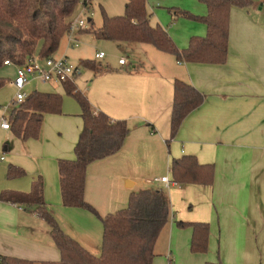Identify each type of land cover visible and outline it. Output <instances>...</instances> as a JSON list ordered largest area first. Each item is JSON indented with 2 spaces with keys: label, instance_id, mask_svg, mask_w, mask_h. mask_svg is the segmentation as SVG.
I'll list each match as a JSON object with an SVG mask.
<instances>
[{
  "label": "crops",
  "instance_id": "1",
  "mask_svg": "<svg viewBox=\"0 0 264 264\" xmlns=\"http://www.w3.org/2000/svg\"><path fill=\"white\" fill-rule=\"evenodd\" d=\"M178 8L197 17L207 14L206 6L195 0L181 3ZM159 15L157 11L151 14V24L166 27ZM165 31L179 50L186 49L192 37H205L207 33L203 23L181 17ZM123 44L118 47L124 53L138 50L147 55V60L137 59L132 65L126 61L123 66L118 62L107 64L101 67L112 71L88 70L74 81L95 111L125 121L129 128L118 153L87 167L85 201L105 216L118 210L116 206L127 200L131 195L127 191L135 189L137 182L138 192L162 190L170 203L171 218L156 241L152 264H264V7L253 0L246 9H231L227 59L223 64L178 62L172 55L146 48L150 45ZM11 66L15 76L16 66ZM176 80L194 87L204 100L171 138ZM25 91L30 94L27 87ZM14 109L8 108L1 116L9 117ZM61 112L43 116L35 142L16 137L12 129H0L4 153L15 150V140L27 143L20 151L25 162L19 160L13 165L35 170L12 181L5 179L6 170L0 172V193H28L32 181L41 177L44 202L52 215L55 210L70 211L62 205L58 161L75 159L74 147L83 127L80 107L70 108L63 98ZM48 122H56L59 126L55 131L61 132L50 151L40 144ZM183 156L195 157L200 165H211L212 184L171 183L166 187L160 183L164 177L172 181L171 162ZM106 174L112 183L122 182L121 199L111 193L114 184L110 183L107 191L106 181L102 182ZM35 216L32 209L0 202V258L36 264L60 260L59 251L50 243V229L37 226ZM176 222L208 224L207 253L192 254V230L179 228ZM66 234L86 249L92 246L88 237L77 239L73 231ZM100 251L101 247H96L98 254Z\"/></svg>",
  "mask_w": 264,
  "mask_h": 264
},
{
  "label": "trees",
  "instance_id": "2",
  "mask_svg": "<svg viewBox=\"0 0 264 264\" xmlns=\"http://www.w3.org/2000/svg\"><path fill=\"white\" fill-rule=\"evenodd\" d=\"M206 6L207 14L197 17L188 12L172 10L174 18H185L203 23L205 37H192L186 49L179 50L167 32L158 24L152 25L146 0H126L122 16L109 17L102 12V25L93 31L97 40L116 43L150 45L172 55L178 62L223 64L227 59L228 21L231 9H246L253 0H198ZM78 0H0V68L9 61L22 66L29 58L46 59L57 52L62 38L77 8ZM83 69L95 73L110 72L94 61H82ZM7 81L0 78V89ZM64 93L80 107L82 130L74 147L73 161H58L62 205L65 208L84 209L95 215L103 228L101 251L94 256L77 241L64 233L49 213L43 198V180L37 177L28 193L4 191L0 202L32 209L50 229V238L60 253L58 262L38 264H152L156 241L171 218L167 195L160 189L132 193L127 206L101 216L85 201L87 167L118 153L129 134L125 121H115L95 111L86 96L74 83L62 84ZM204 97L191 85L176 80L171 111V138H174L183 120L203 103ZM62 97L55 93H30L23 104L14 109L9 118L10 128L22 140L36 139L45 114H60ZM174 185H210L213 167L200 165L193 156L173 159L170 165ZM25 175L18 167L9 165L7 178ZM179 228L192 230L190 252L208 251L209 225L205 223L176 222ZM0 264H36L35 262L2 257ZM221 264V263H206Z\"/></svg>",
  "mask_w": 264,
  "mask_h": 264
},
{
  "label": "rangeland",
  "instance_id": "3",
  "mask_svg": "<svg viewBox=\"0 0 264 264\" xmlns=\"http://www.w3.org/2000/svg\"><path fill=\"white\" fill-rule=\"evenodd\" d=\"M90 1H91L90 10L86 13H82L81 17L83 19H87V18L91 19V23H92L90 24L91 26L89 25L88 28L79 32L76 35V39H77L76 46L72 47L71 44L69 43L68 36L65 35L60 42V46L55 54V57L65 56L67 60L69 61V63L75 66H80L79 65L80 61H85V60L94 61L97 65H100V66H106L107 64H110V65L117 64L118 60L121 57H124L126 61L130 63L131 65L134 64L137 59L147 60V55L143 54L141 51L136 50L135 53H124V50H122L121 47H118V46H124L123 43L97 40L94 38V35L92 34L93 31L98 30L102 25V12H104L109 17L122 16L124 14V4L126 3V0H90ZM190 1L192 0H147V10L149 11V13L153 15L156 11L159 12L160 14L159 17L160 18L162 17V20L166 22L165 24L166 27H168L170 26V24H174L177 20L180 19V17L174 18L172 16L173 15L172 10L179 11V12H185L183 9L178 8L179 4L190 2ZM195 1L199 4L204 5L198 0H195ZM80 13H81L80 9H78L77 12L75 10L71 19H73L74 17L78 18ZM157 24L165 30L166 27L163 26L161 23H157ZM146 48H149L150 50L156 52V50L152 46H147ZM99 52H103L105 54V57L101 60L95 59L94 57V55ZM14 71L15 69L13 66H4L0 68V78H3L5 81H7L6 85L0 89V116L6 114L7 109L11 105V102L15 96V89L11 85H9V82H11L14 78ZM88 72H89L88 69L82 68L81 78H83V76L88 74ZM46 85H44V83L42 82H38V83L36 82V83H33L32 86L30 87L28 86L27 90L30 91V93L33 92L34 90H36V92L53 91L54 93L59 94L62 97V99L64 98V100H66L70 108L73 106H76L77 108L79 107L77 102L72 97H69L64 93L62 85L57 84L56 85L57 87L54 89L48 86V84ZM61 114L62 112H60V114H45V115H61ZM8 118L9 117H7V120ZM56 126H59L56 122L47 123L46 131H44V134L42 135V138L40 141L41 142L40 144H42V146H44V149L46 150H49V151L52 150L56 146V143H57L56 138H60L59 135H61V132L55 131ZM1 140L2 138L0 134V142ZM30 141L35 142L33 141V139H30ZM26 144L27 143L23 144L21 141L15 140V144H14L15 150H13V152H10V153H4L2 151L3 144H1L0 158L1 157L5 158V161L0 163V172L4 173L5 170L7 171L8 166L13 165V163H15L16 161L23 160L25 162L24 159L20 158L21 156L20 151L23 148V145H26ZM9 157H12L14 161L12 162L9 159ZM28 166H33V165H28ZM18 168L24 171L25 175L23 177L25 176L27 177L28 171H29V174L35 173V170L33 169H30L27 171L22 166ZM4 176H5V179H8L7 172H6V175L4 173ZM16 179H20V178H16ZM8 180L12 181L15 179H8ZM104 181H106L107 183V187H106L107 191L110 190L109 189L110 183L111 185L113 184L115 185L114 188L112 186L111 193L113 194V196L116 194L117 199H121V194L119 191H120V188L122 189L121 187L122 182L120 181V184H117L116 182L112 183V180L108 178L107 174L104 175V179L102 180V182L104 183ZM11 184H14V183H11ZM138 185L139 184L137 182V187L127 192H130V194L137 193L139 191ZM123 190H124L123 192H126L125 189ZM128 198L127 200L123 199L124 202L122 204H119L120 206H116L118 207L116 209L118 210L124 209L127 206ZM69 209L70 211H59V212L55 210L53 211L54 212L53 215L50 212L49 213L54 217V219L57 221L59 227L64 233H66V231H69L72 233L73 231L72 235L77 234L78 235L77 239L82 238L84 236L90 238L92 246L94 245V247L91 246L86 249L79 242L78 243L92 255L99 256L98 254L99 252H96V247L98 248L101 247L102 237H103V228H102V225L99 219L95 215H93L92 213L84 209H76V208H69ZM33 219H34L35 224H37V226H40L42 229H47V225H45V223L42 220H40L37 216H35ZM50 243L52 244L54 248V245L51 240H50Z\"/></svg>",
  "mask_w": 264,
  "mask_h": 264
},
{
  "label": "built area",
  "instance_id": "4",
  "mask_svg": "<svg viewBox=\"0 0 264 264\" xmlns=\"http://www.w3.org/2000/svg\"><path fill=\"white\" fill-rule=\"evenodd\" d=\"M259 3L262 7H264V0H259ZM90 7V0H78L76 12L80 9L81 13L78 18L74 17L70 20L66 33L72 47L77 45L76 35L88 28L91 24V19H83L81 17V14L88 12ZM94 57L95 59L101 60L105 57V54L103 52H99L96 53ZM118 64L123 66L126 64V60L124 58H120L118 60ZM3 65L11 66L13 64L9 61H5ZM81 73L82 67L72 65L66 57H50L46 59H41L39 57L29 58L24 65L16 66L15 76L10 82L12 87L15 89V96L8 108H17L24 103L28 96L25 89L34 81L52 85H62L67 82L74 83L75 79L79 77ZM0 129L5 131H9L11 129L9 121L4 116L0 117ZM0 161H3V157L0 158ZM159 182L165 184L166 187L171 184L166 177L161 178Z\"/></svg>",
  "mask_w": 264,
  "mask_h": 264
}]
</instances>
